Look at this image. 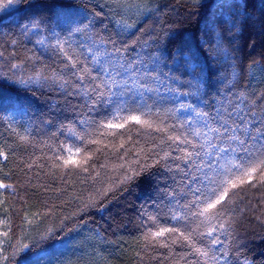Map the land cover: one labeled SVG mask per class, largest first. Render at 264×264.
<instances>
[{"label":"trees","instance_id":"trees-1","mask_svg":"<svg viewBox=\"0 0 264 264\" xmlns=\"http://www.w3.org/2000/svg\"><path fill=\"white\" fill-rule=\"evenodd\" d=\"M137 3L20 0L0 11V151L8 157L0 158V183L15 189H0V264H26L67 241L77 248L76 239L93 240L94 251L98 250L99 258L91 257L87 264H203L182 238L169 242V247L145 241L149 229L179 225L181 232L193 234L197 246H209L208 238L200 235L207 228L201 223L203 217L192 215L194 207H184L194 197L181 183L182 173L165 167L175 169L179 161L161 159L165 152L176 154L167 133L129 123L119 130L123 135H101V131H117L98 129L99 121L111 113L93 108L86 103L87 97L74 94L79 85L53 46V31L72 48L111 38L133 56L147 42L148 52L163 57L161 70L178 77L181 91L190 92L191 69L176 56L186 43L185 55H194L203 69L205 83L199 96H181L177 101L168 91L177 87L171 83L161 86L159 95L145 97L150 119L172 132L179 103L208 104L241 92L258 104L264 100V0H199L195 4L192 0H145L150 12L145 5L137 10ZM125 23L131 27L121 31ZM26 25L30 30H25ZM77 25L82 31H69ZM225 52L230 54L227 62ZM54 74L68 84L61 87ZM128 106L132 107L131 102ZM73 131L101 141L86 146L91 153L86 172L58 166L62 161L55 159L61 145L84 147ZM83 155L82 151L73 158ZM137 159L149 167L122 183L129 167H140ZM173 212L185 219L173 220ZM149 216L156 218L155 224ZM224 219L228 221L225 231L217 233L224 243L213 248L220 260L209 259L208 264H264V182L259 173L251 184L245 180L229 192ZM224 251L226 258L221 255Z\"/></svg>","mask_w":264,"mask_h":264},{"label":"snow or ice","instance_id":"snow-or-ice-1","mask_svg":"<svg viewBox=\"0 0 264 264\" xmlns=\"http://www.w3.org/2000/svg\"><path fill=\"white\" fill-rule=\"evenodd\" d=\"M19 2L20 0H0V11ZM198 2L199 0H192L193 4ZM141 5H145V0H138L135 5L137 10ZM145 9L152 11L146 5ZM39 23L37 22V26ZM130 27L131 25L125 23L120 26V30ZM235 27L237 25L233 21V28ZM25 30H30L28 25L25 26ZM69 31L80 32L82 29L77 25L74 30L70 28ZM119 34L117 32V35ZM53 37L56 40L53 46L62 54L66 61L65 67L71 70V76L75 77L79 85L74 94L87 97L86 103L93 108L102 107L106 114L111 113L110 118L106 115L104 120L99 121L98 129H116L117 131H101V135L116 136L118 133L123 135L119 130L125 129L129 123H134L157 132L167 133V140L175 146L173 149L175 155L173 152H165L161 159L179 161L175 169L168 165L165 167L169 172L182 173L181 183L188 187L194 197L191 204L184 207H194L197 210L192 215L203 217L201 223H206L207 228L200 235L208 238L209 246H197L193 240V234L181 232L179 225L157 227L156 231L149 229L145 235V241L151 240L161 247H169V242L175 244L182 238L202 258L203 264H208L209 259L219 261L220 257L214 254L213 248L224 243L217 233L224 232L225 224L228 222L224 219V207L229 192L243 184L245 180L251 184L257 173L260 174V182H264V100L258 104L256 99H250L248 95L241 92L232 99L223 96L219 101L214 100L208 104L203 101H198L196 106L179 103L174 110L175 122L171 125L172 132H169L167 128H161L150 119L151 108L145 97L151 99L152 94L159 95L161 86L168 87L171 83H175L177 87H168V91L177 101L181 96H199L201 86L205 83L202 79L203 69L199 68L194 55H185L186 43L177 49L176 56L180 57L186 69H191L190 74L193 80L187 85L190 92L181 91L182 82L178 77L169 76L161 70L163 57L148 52L147 48L150 45L147 42L141 46V52L133 56L126 53L124 47H117L116 42L111 38L109 41L92 40L91 43H81L76 48H72L69 41L62 43L54 31ZM38 42L44 43L43 40ZM65 44H69V47L66 48ZM217 47H222L219 38ZM2 55L3 53H0V56ZM224 57L227 62L230 54L225 52ZM166 66L165 63L164 67ZM234 76L235 73H233ZM53 79L59 81L61 87L68 84L63 76L54 74ZM129 102L132 107L128 106ZM135 112L139 114H134ZM185 113L187 115H184ZM80 123L83 124L85 121L82 120ZM73 135L77 140L85 142L84 147L61 145V153L57 154L55 159L62 161V165L58 166L71 165L86 172L88 168L84 165H87L91 159V153L85 150L86 146L100 144L101 141L74 131ZM20 139L26 140V136H21ZM99 150V148L96 149V151ZM82 151L84 155L81 159L73 158V156H79ZM64 152L67 156L62 154ZM136 155L139 157L140 153ZM0 158L7 160L8 157L0 151ZM135 163L140 167L135 169L129 167L122 183L134 179L141 169L149 167L147 164H141V159H137ZM155 163H159V160L152 166H155ZM0 189L15 192L10 184L0 183ZM171 218L176 221L185 219L184 216L175 212ZM148 219L153 224L156 223L155 217L149 216ZM221 255L226 258V251Z\"/></svg>","mask_w":264,"mask_h":264},{"label":"rangeland","instance_id":"rangeland-1","mask_svg":"<svg viewBox=\"0 0 264 264\" xmlns=\"http://www.w3.org/2000/svg\"><path fill=\"white\" fill-rule=\"evenodd\" d=\"M1 201V194H0ZM2 238V225L0 223V239ZM77 248L67 241L55 246L47 252L32 257L26 264H87L89 258H99L98 250L94 251L93 240L76 239ZM93 244V245H92ZM84 253V254H83ZM88 256V258H85ZM81 257L83 260L81 261Z\"/></svg>","mask_w":264,"mask_h":264}]
</instances>
